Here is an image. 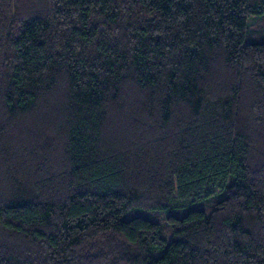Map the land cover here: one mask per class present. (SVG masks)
<instances>
[{"label":"trees","instance_id":"16d2710c","mask_svg":"<svg viewBox=\"0 0 264 264\" xmlns=\"http://www.w3.org/2000/svg\"><path fill=\"white\" fill-rule=\"evenodd\" d=\"M0 264H264V0H0Z\"/></svg>","mask_w":264,"mask_h":264}]
</instances>
